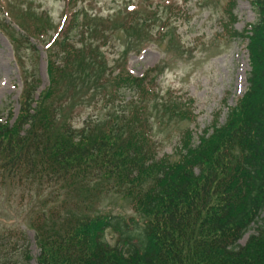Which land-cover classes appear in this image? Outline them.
Listing matches in <instances>:
<instances>
[{"label": "trees", "instance_id": "trees-1", "mask_svg": "<svg viewBox=\"0 0 264 264\" xmlns=\"http://www.w3.org/2000/svg\"><path fill=\"white\" fill-rule=\"evenodd\" d=\"M252 5L257 23L236 34L249 53L245 93L222 124L200 134L185 129L161 157L154 124L194 122L191 99L160 96L157 67L140 78L122 65L106 73L98 52L75 50L70 35L80 11L67 35L45 47L48 85L39 92L37 76L24 79L17 118L0 123V182L29 195L21 218L33 232L37 264H264V0ZM43 18L26 10L18 25L26 36L41 35ZM86 19L93 38L116 21ZM127 21L126 34L150 27L147 18ZM168 30L162 37L172 41ZM8 37L16 54L29 43ZM88 85L92 91L83 92ZM102 100L112 114L73 125L76 106ZM106 196L128 202L133 215L103 209ZM23 257L32 260L30 251Z\"/></svg>", "mask_w": 264, "mask_h": 264}, {"label": "rangeland", "instance_id": "rangeland-1", "mask_svg": "<svg viewBox=\"0 0 264 264\" xmlns=\"http://www.w3.org/2000/svg\"><path fill=\"white\" fill-rule=\"evenodd\" d=\"M0 1L6 10L12 7H28L35 12H46L50 17L49 21L38 19L39 22L45 23L38 27L42 30L41 35L31 34V42L23 43L19 51L20 59L14 58V48L0 32V120L7 118L12 122L11 116L14 115V118L17 114V102L24 79L31 80L32 76H38L40 89L47 85V51L44 45L51 41L61 18L64 19L63 27H69L73 13L81 8L86 14L82 13L80 29L71 34L73 47L98 52L104 58L102 64L106 73L115 72V69L119 68L120 58L124 55H129V69L137 77L147 69L159 66L156 84L160 96L168 90H174L186 99H194V115L197 117L195 124H190L187 120L167 121L165 118L162 119L163 125L154 124V140L161 146L159 155L171 154L176 137L187 127L202 130L210 125L211 121L222 123L227 107L233 106L247 87L249 57L244 43L230 36L231 22L226 21L227 15L223 13L224 10L230 9L233 0H81L80 3H72L73 0L68 3L66 0ZM250 1H234L233 13L238 19L232 21L234 30L240 32L244 26L255 21L257 23L258 19ZM126 7H134L130 16L128 11L132 9ZM90 14L101 17L112 14L116 21L99 29L102 37L93 38L87 35L88 28L84 26L92 23L86 19ZM168 14L171 21H174L173 27L169 28L174 31V40L178 41L180 46L176 45L174 40L171 41L169 36L158 39L157 29L163 23L158 22V17L163 20ZM128 17L147 18L150 27L140 29L135 35L126 34L121 27L128 23ZM1 18L6 19L3 14L0 15ZM153 24H156L154 30L151 28ZM2 25L7 27L6 23ZM224 25H227L228 29ZM133 26L132 24L131 27ZM165 30L166 28L163 32ZM149 33L155 34L156 40L151 36L153 42L137 56L136 50L143 40L148 38L144 45L150 41ZM167 33L172 35L170 30ZM61 34L62 31L58 36ZM32 45L36 48H32ZM86 88L83 92L92 91L89 85ZM83 92L77 87L78 96ZM103 104V100L98 105L86 101L76 106L73 125L80 126L88 117L101 119L107 113L112 114V108H104ZM172 158L176 157L173 155ZM21 195L25 199H22ZM28 196L27 192L23 193L12 187L8 189L6 184L0 182V264H37L35 258L38 250L34 244L33 233L25 229L21 218L26 210ZM99 202L103 209H110L113 214H131L127 202L119 197L106 196L105 200L101 198ZM261 218H264V210ZM251 228L239 242L240 246L245 244L249 235L254 234L256 225ZM24 251H30L32 260L25 261Z\"/></svg>", "mask_w": 264, "mask_h": 264}]
</instances>
